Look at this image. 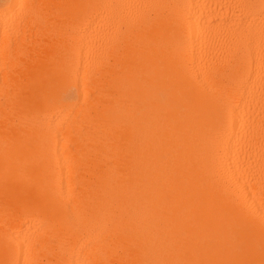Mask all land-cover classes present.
Returning <instances> with one entry per match:
<instances>
[{
	"label": "bare ground",
	"instance_id": "6f19581e",
	"mask_svg": "<svg viewBox=\"0 0 264 264\" xmlns=\"http://www.w3.org/2000/svg\"><path fill=\"white\" fill-rule=\"evenodd\" d=\"M0 264H264V0H0Z\"/></svg>",
	"mask_w": 264,
	"mask_h": 264
}]
</instances>
